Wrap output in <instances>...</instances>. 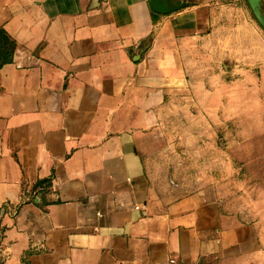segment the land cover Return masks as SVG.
Segmentation results:
<instances>
[{"label": "crops", "instance_id": "obj_1", "mask_svg": "<svg viewBox=\"0 0 264 264\" xmlns=\"http://www.w3.org/2000/svg\"><path fill=\"white\" fill-rule=\"evenodd\" d=\"M175 2L0 0V264H264L262 220L181 179L220 160L238 96L264 114V26L249 0Z\"/></svg>", "mask_w": 264, "mask_h": 264}, {"label": "rangeland", "instance_id": "obj_2", "mask_svg": "<svg viewBox=\"0 0 264 264\" xmlns=\"http://www.w3.org/2000/svg\"><path fill=\"white\" fill-rule=\"evenodd\" d=\"M253 16L256 19L254 14ZM257 22L260 24L258 20ZM253 71L254 73L258 72V68ZM254 83L252 82V86L255 85ZM237 92L241 93V91ZM244 95L236 98L237 109L241 108L239 111L241 118L236 120L235 128H229L228 123H226L220 129V160L215 161L213 159L215 154L213 155L210 149L205 155V160L200 164L195 161V155L192 154L189 156L186 168L193 178L181 179L193 184L208 183L212 180L219 181L225 197L233 198V194H236L234 195L236 207L245 208L246 212L248 211L247 215L262 220L264 224V161L250 159L252 156L264 154L263 140L259 137L261 115L264 116V114L261 113L258 104L253 102V97L248 98ZM189 99L191 100L190 103H194V97ZM247 111L251 112L250 118L243 116ZM229 133L235 135L240 141H248L246 152L249 157L246 161L241 159L229 162L227 160L226 143ZM238 151L240 155L237 157H243L241 156L244 152L243 145Z\"/></svg>", "mask_w": 264, "mask_h": 264}, {"label": "water", "instance_id": "obj_3", "mask_svg": "<svg viewBox=\"0 0 264 264\" xmlns=\"http://www.w3.org/2000/svg\"><path fill=\"white\" fill-rule=\"evenodd\" d=\"M169 1L171 0H150V4L153 10L160 14H165L171 11H174L185 4H180L179 2H175L172 6H169ZM262 0H249V5L255 15L256 19L260 22L262 26H264V21L260 14V2Z\"/></svg>", "mask_w": 264, "mask_h": 264}, {"label": "trees", "instance_id": "obj_4", "mask_svg": "<svg viewBox=\"0 0 264 264\" xmlns=\"http://www.w3.org/2000/svg\"><path fill=\"white\" fill-rule=\"evenodd\" d=\"M3 39H4L5 42H7V38L5 36H3Z\"/></svg>", "mask_w": 264, "mask_h": 264}]
</instances>
